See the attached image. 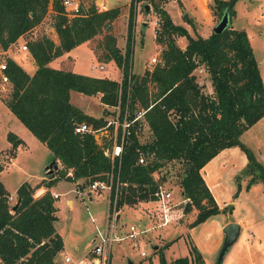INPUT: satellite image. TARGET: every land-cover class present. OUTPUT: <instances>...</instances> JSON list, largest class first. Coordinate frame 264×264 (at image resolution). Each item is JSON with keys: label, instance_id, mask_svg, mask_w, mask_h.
Segmentation results:
<instances>
[{"label": "trees", "instance_id": "16d2710c", "mask_svg": "<svg viewBox=\"0 0 264 264\" xmlns=\"http://www.w3.org/2000/svg\"><path fill=\"white\" fill-rule=\"evenodd\" d=\"M150 1L160 17L155 38L163 47L158 63L151 69L146 68L143 75L130 73L135 24L133 0L124 52L110 32L105 33L101 43L100 58L113 60L123 70L120 82L109 76L49 66L63 52L100 34L119 17V7L101 10L91 0L86 9L80 3V12L68 16L63 0H0V47L3 49L41 23L49 6L54 12L53 26L59 39L55 42L44 35L27 41L36 66L32 74L14 58H5L4 73L9 79L10 94L4 102L49 148L52 164H57V168L56 173L47 174L35 184L27 180L20 182L14 203L9 202L10 191L0 180V264H59L56 255L63 248L64 240L55 225L58 196L50 188L65 179L75 182L77 190H82L95 179L106 180L112 167L110 157L104 154L108 142L100 144L92 132H76L75 125L83 122L95 127L105 125V114L109 113L106 105H116L120 100L121 107L125 108L128 91L131 112L146 109L144 120L150 135L141 142L133 131L124 142L118 174L122 182L118 209L150 200L165 178L164 174L156 176V173L162 172L166 164L178 162L183 167L179 186L182 194L191 199L184 211L197 209L189 225L202 222L219 212L202 168L219 151L237 144L247 159L245 171L250 175L247 186L256 180L264 182V164L240 139L245 130L264 116V82L247 30L228 25L220 33L193 36L183 24L173 21L160 1ZM235 2L212 0L210 11L221 17L227 10L231 19L237 12ZM179 35L187 38L184 47L177 44ZM199 65L209 74L211 94L197 80L194 71ZM72 90L85 95L100 94L102 114L95 116L75 105L71 100ZM7 139L14 148L24 143L11 130L7 132ZM140 155L144 162H139ZM3 168L0 163V172ZM41 186L46 191L35 195ZM174 240L155 250L160 264H168L164 249ZM189 253L174 258L171 264H207L195 244H189Z\"/></svg>", "mask_w": 264, "mask_h": 264}, {"label": "rangeland", "instance_id": "374dc122", "mask_svg": "<svg viewBox=\"0 0 264 264\" xmlns=\"http://www.w3.org/2000/svg\"><path fill=\"white\" fill-rule=\"evenodd\" d=\"M102 1L108 8H120V15L115 22L105 27L100 34L63 52L53 59L49 66L120 80L122 70L115 62L100 58L103 55L101 43L105 33L110 32L116 36L117 46L123 51L131 0ZM157 1H160L176 23L186 25L192 34H197V27L201 28V25H206L205 23H208L209 33H212L213 27L220 19L218 14L210 11L212 0H199L201 6L198 0ZM133 3L135 42L131 68L133 73L143 75L150 56L155 55L158 59L160 58L163 45L157 43L155 38L160 17L150 0H133ZM145 4L150 6L148 10L145 9ZM235 9L237 12L230 19L229 25L249 31L251 46L254 48L257 61L262 63L261 75L264 82V0H236ZM205 12L211 13L212 20L205 22L207 20ZM192 14L197 15V21ZM45 16L41 23L21 36L11 48L4 50L0 47V62L10 56L21 63L27 72L32 73L35 68L32 54L28 49L20 50V46L44 35L51 37L55 42L59 40L53 26L54 12L51 6ZM187 18L192 24L186 20ZM179 36H176V41ZM177 44L180 45V42ZM99 64L104 65L103 70L94 66ZM201 68L202 66L199 65L195 69V75L202 84L203 90L211 94L213 86L209 74L206 69L201 70ZM9 94V84L0 80V163L4 165L0 172V180L10 190L9 202L14 203V193L20 182L27 180L34 183L47 174L56 173V168L53 165L47 169L53 160L52 152L6 106L4 101ZM77 94H74L73 101L84 111L95 115L101 113L99 95L79 96ZM108 110L110 112V109ZM105 115L107 117L108 113ZM15 129L20 130V134L27 139L29 147L23 144L15 148L11 146L7 139V132ZM149 135L150 131L145 129L139 137L140 141L144 142ZM240 139L264 164V116L245 130L240 135ZM246 163V155L239 144L222 149L206 163L202 172L219 206V212L198 224L189 225L196 217L197 209L195 208L189 212L184 211L179 220L160 226L156 205L153 202L146 200V202L124 205L118 211L121 213L119 229L126 237L113 243L111 264H160L159 253L155 250L171 239L175 240L164 249L168 264L175 257L190 255L188 250L190 243L196 245L207 264H217L219 250L225 237L223 223L226 220L240 223V231L239 237L227 249L220 264H264V182L256 180L247 186L250 175L245 171ZM182 169L178 162H170L163 167L162 172L156 173V176L165 175L162 183L172 190L175 202L181 201L185 196L182 194L178 179L182 175ZM53 188L60 195L57 199L59 205L57 228L65 241V251L58 253L57 261L59 264H67L64 261L65 253L76 259L83 256L92 246L94 235L103 229L104 215L109 204L108 193L103 190L92 191L86 195L85 193L89 192V188L86 187L81 195L77 193L76 183L65 179L58 180ZM88 195L93 198L89 199ZM67 198H71L73 203L69 204ZM184 204L177 207L183 208ZM130 224H135L137 230L145 229L146 231L133 234L128 229ZM141 251H144L147 256L140 254Z\"/></svg>", "mask_w": 264, "mask_h": 264}, {"label": "built area", "instance_id": "2783aa9c", "mask_svg": "<svg viewBox=\"0 0 264 264\" xmlns=\"http://www.w3.org/2000/svg\"><path fill=\"white\" fill-rule=\"evenodd\" d=\"M96 2V1H95ZM63 4L65 7L66 14L68 16H73L80 12V0H63ZM99 8H104L105 4L102 2H96ZM157 23V22H155ZM27 33V32H26ZM24 36V34H23ZM127 39V37H126ZM18 41V40H17ZM13 42L7 49L11 48L16 42ZM126 44V41H125ZM125 48V46H124ZM123 48V52H124ZM4 49V50H7ZM28 46L23 43L20 46V50H27ZM160 61L157 56H151L147 60V68L151 69L156 63ZM98 67V69L103 70L104 65H94ZM201 67V66H200ZM6 68L5 59L0 62V80L1 82L7 83L8 76L4 73V69ZM132 69V68H131ZM204 68L202 67L201 70ZM122 70V69H121ZM133 72V69L130 73ZM123 70L121 73L120 82L123 79ZM130 81V74H129ZM129 88V85H128ZM130 90V88H129ZM129 91L128 96L125 101V108L121 107L120 100L116 105H106L110 112L108 113L106 119V123L103 126L95 127L89 123H79L75 125L76 132H92L95 136V139L101 144L104 142H108V147H104V154L109 156L112 162L111 170L108 174L106 180H98L95 179L90 183L87 187L89 188V192L85 194H89L92 191H107L109 204L107 211L104 215L105 221L103 225V229L98 231V234L94 235L92 240V246L89 251V254L75 259L70 255H64V261L67 264H111V248L114 242L120 241L124 239L126 236L122 234L119 229V220L117 217L119 214V210L117 208L118 197L120 193V186L122 182L119 180V168L121 165L120 159L123 152L124 142L126 138L133 133V131L139 135H142L145 129L149 131V126L146 124L144 120V112L146 109L143 107L142 109H136L131 112V108L129 106ZM134 128V130H133ZM139 162H144V158L142 155L139 156ZM72 172L69 171L68 175H71ZM86 188V187H85ZM77 190V189H76ZM82 190H77V193L81 194ZM54 196H59L58 193L53 192ZM82 195V194H81ZM172 190L167 187L163 183H159L155 191L153 192V197L148 200L153 202L156 205L157 216L160 219V226H165L168 223H171L173 220H176L182 217L184 214V206L187 202L191 201L190 197L183 196L184 198L181 201H174ZM184 204L183 208L177 207L180 204ZM129 231L133 234L137 232H145V229L137 230L135 224H130L128 227ZM140 254L143 256H147L144 251H141Z\"/></svg>", "mask_w": 264, "mask_h": 264}, {"label": "crops", "instance_id": "0c3cea01", "mask_svg": "<svg viewBox=\"0 0 264 264\" xmlns=\"http://www.w3.org/2000/svg\"><path fill=\"white\" fill-rule=\"evenodd\" d=\"M89 1H91V0H80V3L85 7V9H86V7H87V4H88V2ZM97 3L98 2H102L103 3V1L102 0H95ZM199 1V0H198ZM199 3H200V6H201V1H199ZM83 7V8H84ZM105 8H108V6L105 4V6H104V8H102V10H104ZM99 9H101V8H99ZM203 13H204V11H203ZM192 16L194 17V20L195 21H197V15H193L192 14ZM205 16H206V18H207V20L205 21V22H208L209 20H212V15H211V13H206L205 12ZM196 17V18H195ZM173 20H174V18H173ZM115 22V20L112 22V23H114ZM174 22H175V20H174ZM176 23V22H175ZM179 23V22H178ZM177 23V24H178ZM182 24V23H181ZM190 24H192V22L190 23ZM206 25H201V28H198L197 27V30L196 31H198V33L199 34H201V35H203V36H208L209 34H211V33H209V28H210V26L208 25V23H205ZM184 25V24H183ZM186 28H187V26L186 25H184ZM245 29V28H244ZM187 30L191 33V31L189 30V28H187ZM247 30V29H246ZM247 33H248V37H249V40H250V43H251V35H250V33H249V31L247 30ZM192 34V33H191ZM193 36H196L197 34H192ZM87 41V40H86ZM135 42V41H134ZM177 42L179 43L180 42V46L181 47H184L185 45H186V43H187V38H186V36H184V35H180L179 36V38L177 39ZM59 57V56H58ZM151 57V56H150ZM57 58V57H56ZM56 58H54V59H56ZM33 60V59H32ZM52 61V60H51ZM50 61V62H51ZM33 62H34V60H33ZM35 63V62H34ZM21 64V63H20ZM261 62L259 63V66H260V70H261ZM22 65V64H21ZM23 66V65H22ZM24 67V66H23ZM36 67V66H35ZM25 69V68H24ZM35 69V68H34ZM34 69L32 70V73H33V71H34ZM61 69H65V68H61ZM65 70H67V69H65ZM71 70V69H70ZM73 71V70H72ZM30 73V72H29ZM32 73H30V74H32ZM92 75V74H91ZM95 76V75H94ZM78 94H77V93ZM74 94H77V95H79V96H85V94H83V93H81V92H78V91H75V90H72L71 91V100L73 101V96H74ZM99 95V98H100V94H98ZM73 103L75 104V105H77V103H75L74 101H73ZM100 104H101V107H102V109H101V113L100 114H98V115H95V114H93V115H95V116H99V115H101L102 114V112H103V109H104V107H103V104L100 102ZM78 107H80L79 105H77ZM81 108V107H80ZM83 109V108H82ZM84 110V109H83ZM86 112V111H85ZM87 113V112H86ZM89 113V112H88ZM91 114V113H90ZM11 117V116H10ZM9 126V125H8ZM20 128H22V127H20ZM11 131H13L14 133H16L19 137H21L23 140H24V143H23V146H27V147H29L28 146V144H27V139L26 138H24L21 134H20V130L19 129H15V130H11ZM26 132V131H25ZM20 145H22V144H20ZM206 165V164H205ZM205 165L203 166V168H202V170H204V167H205ZM202 175H203V177L205 178V176H204V174H203V172H202ZM41 179V178H40ZM40 179H38V180H40ZM38 180H36V181H38ZM206 180V179H205ZM35 181V182H36ZM33 184H35V183H33ZM55 185H53V187H54ZM7 187V186H6ZM53 187H51L50 188V191L53 193V192H55L54 191V188ZM46 187H44V186H41V187H39V188H37L36 189V192H35V195H41V194H43L45 191H46ZM10 191V190H9ZM15 194V193H14ZM92 195V194H91ZM60 197V195L55 199V204H56V206H57V211H56V214H57V221H56V223H55V225H56V229H57V231H58V228H57V222L59 221V215H58V211H59V205H58V201H57V199ZM88 197H89V199H91V198H93V196H90V195H88ZM67 200V202L69 203V204H72L73 203V200L71 199V198H67L66 199ZM120 215H121V213L119 212V218H121L120 217ZM227 222H229L228 220H226L223 224L225 225ZM94 231V230H93ZM59 232V231H58ZM60 233V232H59ZM61 234V233H60ZM92 235H93V232H92ZM62 236V235H61ZM92 237V236H91ZM63 238V237H62ZM63 240H64V238H63ZM64 245H65V241H64ZM64 245H63V248L60 250V251H65V248H64ZM90 249H91V247L89 248V250L83 255V256H81V257H79V258H82V257H84V256H86V255H88L89 254V251H90ZM188 250H189V247H188ZM59 251V252H60ZM58 252V253H59ZM58 255V254H57ZM57 255H56V261H57ZM64 255H69V254H67V253H65ZM180 257V256H179ZM176 258V257H175ZM76 259V258H75ZM78 259V258H77ZM174 259V258H173ZM172 259V260H173ZM171 260V261H172ZM171 261H170V264H171ZM58 262V261H57Z\"/></svg>", "mask_w": 264, "mask_h": 264}, {"label": "water", "instance_id": "95a60500", "mask_svg": "<svg viewBox=\"0 0 264 264\" xmlns=\"http://www.w3.org/2000/svg\"><path fill=\"white\" fill-rule=\"evenodd\" d=\"M149 8L150 6L148 4H145V9L148 10ZM229 23H230L229 12L227 10H224L223 15L220 17L219 21L215 24L212 30L214 32L220 33L223 31L224 28H226L229 25ZM52 162L50 166H53ZM55 168H57V164L55 165ZM117 217H119V214ZM239 231H240V223L238 224L237 222L234 221H229L223 226V233H225V237L221 245V248L219 250L217 264L221 263V260L226 254L227 249L237 240V238L239 237Z\"/></svg>", "mask_w": 264, "mask_h": 264}]
</instances>
